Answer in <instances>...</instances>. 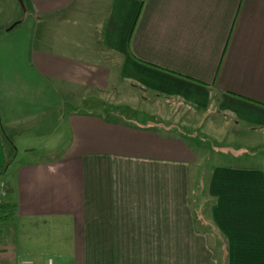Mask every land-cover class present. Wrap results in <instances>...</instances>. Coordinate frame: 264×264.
Segmentation results:
<instances>
[{
    "label": "crops",
    "instance_id": "crops-1",
    "mask_svg": "<svg viewBox=\"0 0 264 264\" xmlns=\"http://www.w3.org/2000/svg\"><path fill=\"white\" fill-rule=\"evenodd\" d=\"M119 81L190 128L68 108ZM0 175V264H264V0H0Z\"/></svg>",
    "mask_w": 264,
    "mask_h": 264
},
{
    "label": "rangeland",
    "instance_id": "rangeland-1",
    "mask_svg": "<svg viewBox=\"0 0 264 264\" xmlns=\"http://www.w3.org/2000/svg\"><path fill=\"white\" fill-rule=\"evenodd\" d=\"M127 91L128 90L126 83L119 81L115 83L113 88H109L108 90L103 91L101 93L87 91L85 93L82 92L81 94H78V97L71 101V105H69L68 108L74 111L96 112L102 115H107L109 117L113 114L115 116L117 115L118 117L126 118L129 113L131 116L132 114H136L135 116L139 119V122L141 123H145L146 121H148L147 117L153 116L155 117V120L151 121V123H162L166 126L172 125L176 126L179 130H187V128H190L189 125L191 126V122L182 120L181 114H179L178 119V114H174V108L172 106L159 103V100L154 99L150 95H146L145 98H142V93H140L138 96L135 94L128 96ZM132 93L133 92L131 91V94ZM143 101H145L146 103L143 104ZM223 121L224 120L221 116H217V123L220 122L221 124V122L223 123ZM194 132L201 134L202 131L195 130ZM202 138L205 139V135H202ZM44 148L45 145L42 144L38 148V150H43ZM231 151L232 152H226V154L230 156L229 161L227 160L228 163L232 165L235 163H238L240 165L250 163L251 160H243V156L240 159H232L231 155H234L233 152H238V149L232 148ZM212 163L213 162L211 161L205 163V165L200 168L198 174V185H196L198 198L196 197V207L199 212H204L208 207V200L205 199L206 197L204 183L206 181V177L208 175V171L210 170ZM0 179H4V177L0 175Z\"/></svg>",
    "mask_w": 264,
    "mask_h": 264
},
{
    "label": "trees",
    "instance_id": "trees-1",
    "mask_svg": "<svg viewBox=\"0 0 264 264\" xmlns=\"http://www.w3.org/2000/svg\"><path fill=\"white\" fill-rule=\"evenodd\" d=\"M1 171H4L3 169ZM17 206L15 204H0V223L9 221L16 214ZM225 262V255L224 260Z\"/></svg>",
    "mask_w": 264,
    "mask_h": 264
},
{
    "label": "built area",
    "instance_id": "built-area-1",
    "mask_svg": "<svg viewBox=\"0 0 264 264\" xmlns=\"http://www.w3.org/2000/svg\"><path fill=\"white\" fill-rule=\"evenodd\" d=\"M7 190V186L5 183H0V204L3 203V197L5 196ZM48 264H63V263H55L53 261H49Z\"/></svg>",
    "mask_w": 264,
    "mask_h": 264
}]
</instances>
